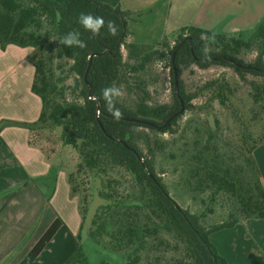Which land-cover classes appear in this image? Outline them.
Wrapping results in <instances>:
<instances>
[{
    "label": "trees",
    "instance_id": "1",
    "mask_svg": "<svg viewBox=\"0 0 264 264\" xmlns=\"http://www.w3.org/2000/svg\"><path fill=\"white\" fill-rule=\"evenodd\" d=\"M120 4L121 0H0V50L4 51L8 45L32 48L27 58L34 67L30 92L41 102L35 122H3L0 129L3 124H13L33 134L39 130L57 131L61 143L77 153L76 172L67 175L70 196H81L84 189L78 178L83 176L94 183L96 199L85 208V201L78 204L81 223L76 239L81 240L84 234L102 259L121 256L122 264H136L144 251L149 255L155 250L149 238L162 242V234H167L183 247V259L189 264H228L219 256L210 235L230 229L240 220H264V183L254 158L256 148L264 145V124L256 135L249 129V125L258 122L259 115L264 114V19L247 39L186 27L175 35L163 36L155 44L127 43L129 14L121 10ZM80 13H91L115 22L118 35H109L105 28L100 36L93 37L78 24ZM73 30H79L81 39L87 42L86 48H68L59 43ZM202 34H214L215 40H203ZM174 38L170 46L169 41ZM206 43L210 45V59H205L202 53ZM252 50L256 52L252 62L247 63L239 57L242 52ZM92 53L97 56L92 58L87 70ZM166 57L170 68L171 102L149 105V93L138 74L151 62ZM192 65L200 70L214 66L230 69L236 82H246L251 76L248 100L258 108V112L250 109L249 124L239 120L241 128L235 137L236 153H228L222 145L224 135L218 119H214L202 141L194 140L181 156L180 181L184 187L192 193L209 191L212 200L223 196L230 202L228 219L207 228L202 225L204 214H191L176 204L156 175L152 158L143 155L144 151L148 156L154 155L155 149L161 146L159 140L146 136L145 142L139 143L135 133V129H144L164 134L176 125L184 112L159 131L122 119L114 120L102 100L104 88L119 86L129 75H137L131 77L135 105L129 107L120 100L117 102L123 118L162 125L180 110L181 102L184 111L202 110L203 107H193L191 101L204 93L209 95V102H217L221 107L230 104L233 91L224 77L207 81L197 93L187 94L181 79L182 69ZM173 68L177 76L176 89ZM56 173L50 170L45 177L51 189ZM112 173L129 177L131 198L119 195ZM92 202L96 206L83 231ZM60 224L57 219L50 225L29 252V258L39 255ZM108 224L112 226L110 231L106 228ZM83 262L79 248L66 264Z\"/></svg>",
    "mask_w": 264,
    "mask_h": 264
},
{
    "label": "crops",
    "instance_id": "2",
    "mask_svg": "<svg viewBox=\"0 0 264 264\" xmlns=\"http://www.w3.org/2000/svg\"><path fill=\"white\" fill-rule=\"evenodd\" d=\"M127 12L128 40L155 44L163 36L196 27L229 37L250 35L264 19V0H121ZM28 50V51H27ZM29 49L8 45L0 50V123H33L41 102L30 92L34 67ZM7 84V86H6ZM0 129V264H66L82 243L77 241L81 218L76 197H71L67 173L57 172L49 198L36 184L54 166L35 145L26 128L3 124ZM264 183V145L254 151ZM43 181V180H42ZM61 224L39 255L28 254L55 220ZM222 232V233H219ZM224 236L232 264H264V220H240ZM213 237V238H214ZM212 243V242H211ZM84 262L89 259L81 250ZM94 264H110L93 261Z\"/></svg>",
    "mask_w": 264,
    "mask_h": 264
},
{
    "label": "rangeland",
    "instance_id": "3",
    "mask_svg": "<svg viewBox=\"0 0 264 264\" xmlns=\"http://www.w3.org/2000/svg\"><path fill=\"white\" fill-rule=\"evenodd\" d=\"M250 35H245L242 39H247ZM127 43L130 41L128 37L125 40ZM175 38L169 41L170 46L174 44ZM29 49V55L32 52V48ZM123 55H125L124 49H121ZM28 51V50H27ZM255 51L242 52L239 57L245 62L250 63L255 58ZM126 61V58L123 57ZM144 81V87L149 93L147 103L149 105L156 104H168L171 102L172 92L170 84V68L169 59L166 57L161 61L151 62L143 73L138 74ZM137 75H129L124 83L119 86L125 93L119 100L129 107L135 105L136 96L134 93V87L131 86L133 81L131 77ZM224 77L231 85L233 95L231 97V103L225 107L219 106L217 102H209V95L202 94L196 96L191 101L193 107H203L202 110H187L180 116L176 125L172 126V129L164 134H153L148 130L135 129L136 137L139 139V143L145 142V137L148 136L151 140L156 137L161 145L159 149H155L154 155L148 156L149 153L143 152L145 157H151L154 171L162 182L166 185L169 192V196L176 202V204L189 211L191 214L200 215L204 214L202 219V225L204 227H210L212 225L219 224L228 219L230 202L226 197L218 196L215 200L211 199L209 191L205 193H192L186 187H184L180 181L181 166L183 159L181 156L188 149H190L194 140L198 139L202 141L205 133L212 126L213 120L218 119L221 128L222 145L226 146L228 153H236L235 137L239 133L241 128L240 119L249 124L250 109L258 112V108L253 106L248 100L251 87L250 81L253 79L251 76L246 78V82H236V78L233 75L232 70L221 67H210L206 70H200L195 66H189L182 69L181 79L184 84L187 94H195L199 88L207 81L216 78ZM259 81V80H258ZM68 83H71L68 82ZM7 86V84H6ZM5 87L0 91V96H3ZM238 115V119L237 116ZM258 122L251 123L249 129L253 135H256L261 131L262 124H264V114L259 115ZM2 123V122H1ZM0 123V124H1ZM36 146L43 150L45 158H48L51 164L54 166L50 170H55V173L59 171L69 173L76 172V166L79 162L77 153L69 146H65L59 140V133L52 130H39L33 137ZM152 143V142H151ZM140 148L145 150V147L140 144ZM154 150V148H153ZM239 159V163H240ZM112 179L118 189L121 197L131 198L132 189L127 175L112 173ZM57 176V173H56ZM56 179V177H55ZM38 180L36 184L40 187L46 197L49 196L50 181L46 179ZM79 182H82L83 192L81 196L76 197L78 204L83 203V207L89 205L93 199H96L91 178H85L83 176L78 178ZM95 204L92 202L88 208V213L85 220V228L90 223V216L92 215ZM211 209L212 212L209 211ZM109 231L112 226L108 224L106 227ZM216 233V232H215ZM219 233H222L219 231ZM211 240L212 244L217 249L219 256L226 260L228 264H232L234 261L230 251L224 245V236L219 234ZM81 241L84 255L88 257L89 264H94L93 261H106L110 264H122L123 258L121 256L117 259L113 258H101L99 251L95 248L90 240H88L84 234H82ZM162 242L159 239H150V242L156 246L155 250L148 255L147 251L142 253L136 264H189L187 260H184L183 247L180 244H176V241L167 234H162ZM105 241L107 238L105 237ZM161 242V243H160Z\"/></svg>",
    "mask_w": 264,
    "mask_h": 264
},
{
    "label": "clouds",
    "instance_id": "4",
    "mask_svg": "<svg viewBox=\"0 0 264 264\" xmlns=\"http://www.w3.org/2000/svg\"><path fill=\"white\" fill-rule=\"evenodd\" d=\"M78 24L87 32L91 33L93 37H98L101 35L102 29H107V32L111 36H117L119 33V28L113 21H105L104 17L96 16L91 13H80L77 19ZM206 41H214L215 35L202 34L201 37ZM68 48H79L84 49L87 47V42L81 39V34L79 30H73L65 34L59 41ZM210 45L205 44L202 49V53L205 59H210ZM124 92L120 87L115 85L106 87L102 90V100L106 111L114 118V120L119 121L123 118V113L117 107L118 100L124 96Z\"/></svg>",
    "mask_w": 264,
    "mask_h": 264
},
{
    "label": "water",
    "instance_id": "5",
    "mask_svg": "<svg viewBox=\"0 0 264 264\" xmlns=\"http://www.w3.org/2000/svg\"><path fill=\"white\" fill-rule=\"evenodd\" d=\"M95 56H97L96 53H92L89 56L87 70L89 69L92 58ZM84 81H86V75L84 77ZM173 85H174V88L176 89V87H177V76H176V71L174 68H173ZM180 105H181L180 110L178 112L174 113L172 116H170L162 125H156L152 122H148V121H144V120H140V119H136V118H122V120L126 121V122H130V123H134V124L146 125V126L152 127L154 129L160 131V130L164 129L167 126V124H169L174 118H176L177 116L181 115L184 112L183 103L181 102Z\"/></svg>",
    "mask_w": 264,
    "mask_h": 264
},
{
    "label": "built area",
    "instance_id": "6",
    "mask_svg": "<svg viewBox=\"0 0 264 264\" xmlns=\"http://www.w3.org/2000/svg\"><path fill=\"white\" fill-rule=\"evenodd\" d=\"M123 49V48H122Z\"/></svg>",
    "mask_w": 264,
    "mask_h": 264
}]
</instances>
